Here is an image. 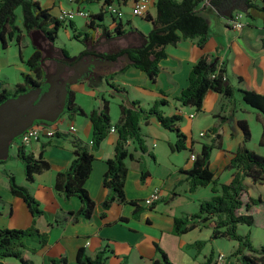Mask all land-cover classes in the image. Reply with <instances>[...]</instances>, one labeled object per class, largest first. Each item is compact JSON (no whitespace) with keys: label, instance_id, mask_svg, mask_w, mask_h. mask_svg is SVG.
<instances>
[{"label":"crops","instance_id":"crops-1","mask_svg":"<svg viewBox=\"0 0 264 264\" xmlns=\"http://www.w3.org/2000/svg\"><path fill=\"white\" fill-rule=\"evenodd\" d=\"M37 1L42 8L48 9L54 16L60 10L79 8L86 11L84 4H77L75 0H50L46 5L40 0ZM155 1L149 0L148 13L151 15H154ZM203 4L206 7L202 9L201 6L199 9L209 25L207 43L200 49L195 40L183 39L175 45L165 46L166 56L159 62V73L154 81L133 67L115 75L114 72L124 66L122 64L116 69L95 73L94 78L87 77L72 85L70 90L75 95V103L86 115L98 105V101L90 109H85L77 101V95L91 93L93 98L99 99L98 94L94 95L93 87L100 83L96 78L98 76L104 78L113 76L109 82L124 89L118 92L107 84L109 88L99 92V94L103 93V96L109 95L116 99L117 107L127 98L140 102L144 108L150 107L154 102L165 101L166 105L160 110L166 116L179 114L183 117L178 127L187 138V149L193 150L194 154L198 153L202 145L211 144L213 135L209 130L217 127L221 133L220 146L212 150L209 167L214 179L219 183H228L233 172L229 166L242 141L238 121H244L250 130L251 141L248 143V148L258 155L264 154V148L258 145L261 116L242 102L241 95L237 91L241 89L264 95V28L260 21L256 20L249 24L248 20L243 18V27L241 30H236L232 28L231 18L224 16L229 13L228 11L218 12L211 8L207 1ZM131 6L132 0H128L126 5L120 8L121 30L124 31V35L137 34L140 37L139 34L147 33L137 31L132 25L130 13H125L126 22L129 21L130 26L122 21V8L128 7L131 10ZM88 12L96 14L98 11ZM104 25L111 34L107 41L119 38L114 34L115 23L111 17ZM149 25L151 26L150 23ZM101 41L94 48H98ZM202 56H207L217 62L218 66L224 67L234 92L232 98L208 92L201 112H196L193 108H182L175 98L187 87L190 71ZM27 71L23 64L20 67V74ZM89 87L91 91L87 92L86 89ZM13 88L10 89L9 84H1L0 92L12 91ZM134 91L138 95H135ZM109 112L111 123L114 125L119 117V108L118 114L113 109ZM192 113L194 117L189 118ZM186 120L187 128L183 126ZM253 120L260 126V134L257 133L256 137L251 131ZM69 126H74L76 131L66 134L65 130ZM55 127L62 133L53 138L41 135L38 140L24 146L27 152L32 153L34 157L41 155L49 164V170L35 175L33 182L26 181L23 165L18 161L19 140L12 143L9 151V157L12 151L15 157L12 161L17 163L15 169L10 161L0 164V229H25L34 221L37 230L48 237V242L44 246L34 241L25 242L22 253L32 264H51L50 259H65L64 264H77L76 253L80 248H83L91 258L101 250H105V264H152L153 260L158 258L156 245L163 250L172 264H206L210 256L212 257L209 264H243L239 256L234 254L237 248L235 241L225 238L210 239L211 229L207 226L208 222L185 234H173L174 219L197 212L200 203L209 200L213 193L211 185L190 191L186 174L193 163L189 159L190 152L188 150L172 152L169 146L175 142V135L163 129L154 119L143 128L145 153H141L135 143L129 141L127 144L132 159L125 161L127 178L124 191L127 201L134 202L137 206L113 203L106 211L102 208V203L109 195V190L103 184V177L107 169V161L113 159L115 154L117 134L109 132L99 148L92 152L94 159L85 188L94 202V209L88 220L78 215L82 203L77 197L65 199L55 191L54 179L57 173L69 167L74 158L72 137L81 140L88 147L91 146V123L87 117L67 115L62 117ZM201 133L203 136H200ZM254 142L256 149L251 145ZM6 172L14 176L18 185L28 189L39 204L40 215L33 218L26 204L9 193ZM245 184L247 189L242 195V200L247 202L250 197H260L262 201L261 204L252 206L248 212L254 218V225L249 230L246 229L243 234L249 231L250 237V229L255 225H260L264 229V183L252 184L246 180ZM155 188L160 189L161 200L149 208L143 206L142 201ZM250 188L256 190L257 197H253ZM103 213L104 216H101ZM240 213L245 212L240 210ZM198 242L203 243L199 250L193 246ZM230 242L233 243L228 247ZM222 245L225 246L224 249ZM259 246L261 245L254 247ZM220 254L224 256L223 261L217 260ZM0 264L20 263L14 258H6L0 259Z\"/></svg>","mask_w":264,"mask_h":264},{"label":"trees","instance_id":"trees-1","mask_svg":"<svg viewBox=\"0 0 264 264\" xmlns=\"http://www.w3.org/2000/svg\"><path fill=\"white\" fill-rule=\"evenodd\" d=\"M127 1L75 0L77 4L97 3L100 5L96 14H90L86 18L85 28L90 33H81L77 32L72 21H59L56 16L50 14L48 9L42 8L37 0H0L1 48L6 49L8 41L15 39L21 59L23 34L31 36V34L37 33L43 35L48 42H53L54 45L59 30L65 27L70 30L73 39L84 43L85 50L80 52V55L91 50L95 51L96 55L93 57L97 60H109L117 63L123 59L122 64L124 66L115 71V75L122 74L127 68L133 67L154 81L159 73V62L166 56L165 46L175 45L183 39L195 40L200 49L207 43L209 25L200 14L199 9L201 6L202 9L206 7L203 4L204 0H156L154 15L147 12L143 17H140L151 24V29L145 35L139 34V38L142 39L139 46L120 48L109 53L100 52L94 47L100 40L111 36L103 24L104 15L109 14L114 21V34L119 37L123 36L120 8L125 6ZM207 4L218 12L228 11L230 18L233 17L234 13L240 12L249 24L257 20L261 22L264 28V0H235V2L233 0H207ZM109 6H115L117 13L111 14L108 10ZM17 9L21 13V28L16 24ZM126 24L130 26L129 21ZM132 30L134 29L132 28ZM59 51L71 61L75 60L74 57H69L65 50L59 49ZM125 57L128 58L129 62H124ZM41 58L42 52L33 47V52L24 62L28 70L27 73L20 74L21 82L15 85L13 91L2 90L0 92V103L9 97H15L37 86H40L43 91L46 90L45 70L41 64ZM107 84L112 90L124 91L108 80ZM237 91L241 95L242 102L261 116V134L258 145L264 148V95L241 89ZM208 92H215L222 97L232 98L234 88L229 84L224 67L218 66L217 62L212 61L209 57L202 56L193 65L188 77V85L175 98V101L182 108H193L194 111L201 112L203 101ZM74 96V93L68 90L64 113L69 116L79 115L89 119L92 128L91 146L88 147L81 140L72 137L71 145L74 158L66 170L56 174L54 189L65 199L77 197L81 201L82 208L78 215L84 220L91 218L94 209V202L85 188L94 159L92 152L99 148L112 127L118 138L114 148V157L107 161V169L103 177V184L109 190V195L102 203L103 211L108 210L113 203L137 206L136 203L127 201L124 191L127 178L125 161L132 159V154L127 150V144L129 141L133 142L141 153L146 152L143 128L148 125L151 119L175 135V142L169 146L172 152L188 150L190 155L194 154L193 150L187 149V138L178 127L183 117L179 114L164 115L160 110L162 106L166 105L163 100L154 102L147 108L142 107L140 102L129 98L122 100L118 105V120L113 125L109 116V102L104 97H100L98 105L86 115L82 108L75 103ZM56 124L57 121L49 125L55 126ZM237 125L241 130L242 141L231 160L229 168L233 172L228 183H219L214 179L209 167L212 150L218 149L220 146L221 133L217 127L209 130V133L213 135L211 144L202 145L198 153L194 154L195 159L192 167L186 172L189 189L194 191L199 187L211 185L213 196L209 200L202 201L197 212L190 216L175 218L173 234H185L200 224L208 222L207 226L211 229L210 239L225 238L235 241L237 248L234 254L239 256V260L243 264H264V244L256 248L250 242L249 231L246 234L238 232L239 226L244 225L250 228L254 225V218L248 212L252 206L262 203L260 197H250L247 202H244L242 195L247 189L246 180L252 184L264 183V154L258 155L248 148L251 133L246 123L238 121ZM9 158L0 161V164L6 163ZM17 158L23 164L25 179L28 183L33 182L35 175L49 170L48 162L41 155L34 157L21 144L17 148ZM6 176L9 193L20 198L26 204L33 218L40 215L39 204L28 189L18 185L10 172H6ZM240 210H244L245 213H240ZM101 216H104V213ZM26 241H34L44 246L48 242V237L37 230L34 221L25 229H0V259L14 258L20 264H32L22 253ZM202 245V242H198L193 246L199 250ZM156 251L158 258L153 260L152 264H172L158 245H156ZM211 257L208 258L206 264L211 262ZM105 261V250H101L94 258L89 257L83 248L78 249L76 253L77 264H105ZM50 263L64 264L65 259H50Z\"/></svg>","mask_w":264,"mask_h":264},{"label":"rangeland","instance_id":"rangeland-1","mask_svg":"<svg viewBox=\"0 0 264 264\" xmlns=\"http://www.w3.org/2000/svg\"><path fill=\"white\" fill-rule=\"evenodd\" d=\"M40 1L43 5H46L50 0H40ZM64 4L66 5V2ZM83 7L87 12L88 11H93V12L96 11L97 12V11H99L100 5L97 3H92V4H84ZM151 10H153V8ZM125 13H131L130 8H128V7L122 8V14H123L122 21H123V23L126 22ZM16 15H17L16 24H17V26H19L21 28V19H20L21 13H20L19 9L16 10ZM104 16L105 17H104L103 23L107 24V19L110 18V15L105 14ZM243 18L245 20L244 16H243ZM86 20L87 19L79 17V16H76L72 20L73 24L76 27L77 32L84 33L86 31V29H85ZM131 21H132V25L140 33L141 32L142 33H148V31L151 29V26L149 25V23L143 21L139 17L132 16ZM109 38H107V39L109 40ZM107 39H104L105 41L102 39L99 47L97 48L102 53L113 52L116 49L125 48V47H136V46L140 45L141 40H142L139 38V36H137V34H127V35H123V36L121 35L118 39L113 40V41H111V40L107 41ZM106 42H108V43H106ZM54 47H56L57 49H60V50L61 49L65 50L66 53L69 55V57H74V56L78 55L80 52H82L83 50H85L84 43L73 39L71 37L70 30L66 29L65 27H62L59 30L57 39L54 42ZM32 52H33V44H32V38L30 35H24L23 34V38H22V42H21V55H22L21 59L19 57V50H18V46L16 45L15 39L8 41L6 49H2L1 44H0V85L1 84H4V85L9 84V88L12 89L13 86L16 85V83L21 81L20 80V67L24 64L25 60L31 55ZM122 62H123V59H120L119 62L114 64L112 67H109V66H102L100 68L97 67V69H95V71H97V73H98V72H106V71H109L112 69H116V68L120 67V65H122ZM94 77L95 76H93V78ZM110 77L113 78V76H110ZM110 77H107V78H104L101 76L96 77L100 83H98L97 86H93L94 87V93H95L94 95L98 94L99 98L104 97V99L108 100L109 110L113 109L114 112L115 113L117 112V114H118L117 100L112 98L109 95L103 96V93L99 94L100 91H105L109 88L107 86V80L110 81ZM86 90H87V92L91 91V88L89 87ZM134 93H135V95H138V94H136L137 93L136 91H134ZM95 98L96 97L93 98V95L91 93L90 94L84 93V94H78L77 95V101L85 109H90L94 103H97V101L99 99L96 98V100H95ZM67 115H68L67 113H64L63 115H61V117L57 120V123L60 122V119L62 117H65ZM183 126L187 128V126H188L187 120L183 124ZM251 131H252L254 137L257 136V133L260 134V126L256 123L255 120H253V122H251ZM17 140L18 139H16L15 142ZM251 145H252L253 149H256L255 142L251 143ZM13 158H15V157L13 156L12 151H11L10 158L7 161H10V164L15 169V166L17 163L15 161H12ZM18 161L21 162L20 160H18ZM21 164H22V162H21ZM250 192L252 193L253 197L258 196V194H256L255 189L250 188ZM238 228H239L238 232L240 234H243L246 229L249 230V228L244 226V225L239 226ZM250 233H251L250 242L252 243V245L258 246V245L264 244V229L260 225H255L253 228H251ZM231 243H233V242L228 243V247L230 246ZM222 248L224 249L225 246L222 245Z\"/></svg>","mask_w":264,"mask_h":264},{"label":"water","instance_id":"water-1","mask_svg":"<svg viewBox=\"0 0 264 264\" xmlns=\"http://www.w3.org/2000/svg\"><path fill=\"white\" fill-rule=\"evenodd\" d=\"M224 16L229 17V13ZM33 35L31 34L33 46L42 52L40 43L33 38ZM40 40L44 42L45 36L40 35ZM48 45L50 48H54L53 42H49ZM43 59L42 57V66ZM124 60L126 63L129 62L126 57ZM63 65L65 64L60 63V67L54 73H45L46 90L43 91L40 86H37L0 103V161L9 157L12 143L35 122L42 121L53 124L59 119L65 111L68 84L80 80L90 65L112 66L113 62L89 59L88 63L82 62V71H77V74H73L68 80L59 82ZM70 68H75V66Z\"/></svg>","mask_w":264,"mask_h":264},{"label":"built area","instance_id":"built-area-1","mask_svg":"<svg viewBox=\"0 0 264 264\" xmlns=\"http://www.w3.org/2000/svg\"><path fill=\"white\" fill-rule=\"evenodd\" d=\"M207 1V0H204ZM149 9V0H132L131 6V16L134 17H143ZM108 10L111 14L117 13V8L115 6H109ZM76 16L82 18H88L90 14L87 11H83L79 8L76 9H68V10H60L56 15V18L62 22L72 21ZM243 14L240 12H236L233 14L231 18L232 28L236 30H241L243 27ZM194 113L189 115V118H193ZM76 131L74 126H69L66 133H74ZM110 132H114V128L110 129ZM62 133L55 126L49 125V123H45L42 121L34 123L31 127H29L26 131H24L17 139L19 140V144L23 146L29 145L32 141L38 140L39 136L44 135L47 138H53L55 135ZM203 136V133L200 134ZM190 161L193 162L195 159V155L191 154L189 157ZM161 199V191L159 188L153 189L150 195L142 201V205L145 207H151L155 203H157ZM224 256L220 254L217 258L218 261H223Z\"/></svg>","mask_w":264,"mask_h":264},{"label":"flooded vegetation","instance_id":"flooded-vegetation-1","mask_svg":"<svg viewBox=\"0 0 264 264\" xmlns=\"http://www.w3.org/2000/svg\"><path fill=\"white\" fill-rule=\"evenodd\" d=\"M33 38L37 40L40 43V47L42 48V57L43 59V67L45 70V73H54L56 70L60 67V63H64L62 68V73L60 75L59 82H64L71 78L73 74H77V71H82V62L88 63L90 60H97L93 57V55H96L95 51H87L84 54H78L74 56L75 60L71 61L67 56H64L59 49L56 47L50 48L49 42L45 39L44 42L40 40V34L33 35ZM71 66H75V68H70ZM98 66L90 65L87 69V71L82 74L81 79L78 80L76 83L68 84L67 88L68 90L71 89L72 85L77 84L81 80L93 76V74L97 73L95 69H97ZM100 68V67H99ZM67 99V98H66Z\"/></svg>","mask_w":264,"mask_h":264}]
</instances>
